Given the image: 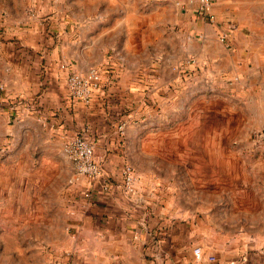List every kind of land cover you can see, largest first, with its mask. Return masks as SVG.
I'll list each match as a JSON object with an SVG mask.
<instances>
[{"label": "crops", "instance_id": "1", "mask_svg": "<svg viewBox=\"0 0 264 264\" xmlns=\"http://www.w3.org/2000/svg\"><path fill=\"white\" fill-rule=\"evenodd\" d=\"M248 3L217 0L209 8L231 26L220 42L207 19L183 23L184 33L149 23V0H0V113L18 119L22 144L16 150L6 140L0 151V264H264V180L250 191L236 170L264 173V161L219 150L217 134L190 141L170 129L174 114L206 98H231L253 110L251 124L264 120V4ZM149 24L158 28L157 60ZM189 57L199 68L182 81L179 62ZM61 62L78 72L112 63L117 76L105 73L88 104L71 102ZM144 95L158 115L132 104ZM18 96L36 98L38 107H7ZM77 134L93 144L105 183L72 176L63 231L54 217L27 222L28 163L44 141ZM124 163L135 173L131 194L121 182Z\"/></svg>", "mask_w": 264, "mask_h": 264}, {"label": "rangeland", "instance_id": "2", "mask_svg": "<svg viewBox=\"0 0 264 264\" xmlns=\"http://www.w3.org/2000/svg\"><path fill=\"white\" fill-rule=\"evenodd\" d=\"M216 1L211 0L209 8L216 6ZM248 1V5L263 6L264 4V0ZM199 6V0H149V23L162 21V25H165L164 27L169 33H184V29L181 28L183 23L193 19L208 20L205 15H201L199 12ZM227 21L218 18H215L214 22L209 21L210 24L216 25L220 42H226V30L231 27L227 24L225 25ZM151 24H149V37L151 36L153 39V44L158 37V28ZM223 35H225L224 38L222 37ZM155 48L159 47L154 45V48L150 50V54L157 60L159 54L156 53L157 50ZM197 62L195 60V63H189L186 59L179 62V70L185 74V77L182 75V81L187 79L188 76L190 77L195 68H199ZM184 66H186V69ZM198 102H200V106L174 114L173 117L175 119L170 129L175 130L177 133L189 135L186 139L190 141L197 140L196 137H193L195 133L212 134L213 136L217 134L219 150L227 148L248 154L249 156L246 158L250 159L251 163L264 161V120H259L257 124H251L248 116L249 114L250 116L252 115L253 110L241 107L240 102H235L231 98L230 100L217 99L216 102L206 98ZM132 104H136L139 113L141 114L142 112L144 116L149 115V112H151L149 108H154L153 115L160 113L159 107L156 106V101L149 95L140 97L139 100ZM17 122H19L18 119L4 121L0 113V151H2V148H7L6 140L12 141L9 142L10 144L13 143L12 149L19 150L22 147L18 138L20 136V126ZM64 143L62 140L61 142L55 140L52 143L43 142L41 151L39 153L35 152L34 160L31 164L28 163L31 167L27 169L26 174L28 183L25 190L21 193L22 197L24 196L26 207L24 212L27 215V222L36 218L47 221L49 218L54 217L58 231L66 229L65 221L69 219V197L74 186L71 182L73 166L64 153ZM173 143L178 145L176 139L175 141L173 140ZM33 164L35 167H33ZM236 170H241L242 176L249 178L252 186L250 191H253L256 183L262 184L264 180V173H262L261 169L257 171L256 168L252 169L248 166L242 167L239 165ZM33 211L38 213L39 216H28ZM261 239L263 242L264 235ZM38 247H40V251H45L47 254L51 251L47 245ZM249 261L250 263L254 262L252 258Z\"/></svg>", "mask_w": 264, "mask_h": 264}, {"label": "built area", "instance_id": "3", "mask_svg": "<svg viewBox=\"0 0 264 264\" xmlns=\"http://www.w3.org/2000/svg\"><path fill=\"white\" fill-rule=\"evenodd\" d=\"M199 2V12L201 15H205L210 22H214V15L208 11L211 0H199ZM222 37L224 38L225 35ZM186 60L189 63H195V59L192 57H189ZM70 65L71 64L69 62H61L59 67L66 72L65 87L68 99L71 102H82L84 104H88L91 101L92 95L101 88L105 73L112 75L113 78L117 76L116 66H113L112 63L90 67L85 72L73 70ZM3 92L4 86L0 84V103H2L4 99ZM7 102V107L12 110H16L18 107L22 106L33 111L39 104V101L36 98H25L19 96L14 97ZM124 125V123H121L117 126V130L120 133H122ZM63 150L72 163L73 178H85L88 182H104L103 169L99 161H97L94 157V146L85 135L77 134L67 139L64 143ZM120 175L124 191L128 194L133 193L135 191V173L132 166L129 163H124ZM82 195L84 197H90L89 189H85L82 192ZM194 255L197 259L200 258V248L197 247L194 249ZM207 259L214 262L215 256L208 255ZM182 264H192V262L185 261Z\"/></svg>", "mask_w": 264, "mask_h": 264}]
</instances>
